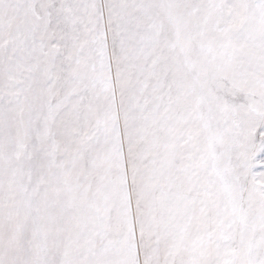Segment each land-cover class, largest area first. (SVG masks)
<instances>
[{
  "label": "snow or ice",
  "instance_id": "1",
  "mask_svg": "<svg viewBox=\"0 0 264 264\" xmlns=\"http://www.w3.org/2000/svg\"><path fill=\"white\" fill-rule=\"evenodd\" d=\"M0 264H264V0H0Z\"/></svg>",
  "mask_w": 264,
  "mask_h": 264
}]
</instances>
